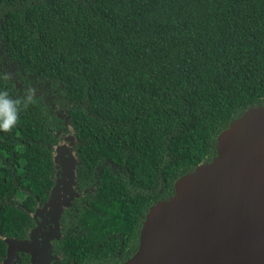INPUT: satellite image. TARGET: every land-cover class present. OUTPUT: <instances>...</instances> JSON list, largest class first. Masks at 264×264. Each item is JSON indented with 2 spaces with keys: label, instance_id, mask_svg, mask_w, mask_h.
Here are the masks:
<instances>
[{
  "label": "trees",
  "instance_id": "obj_1",
  "mask_svg": "<svg viewBox=\"0 0 264 264\" xmlns=\"http://www.w3.org/2000/svg\"><path fill=\"white\" fill-rule=\"evenodd\" d=\"M2 92L19 103L0 131V260L1 237L35 227L53 147L71 130L77 197L51 252L57 264L123 263L173 182L264 105V0H0Z\"/></svg>",
  "mask_w": 264,
  "mask_h": 264
},
{
  "label": "water",
  "instance_id": "obj_2",
  "mask_svg": "<svg viewBox=\"0 0 264 264\" xmlns=\"http://www.w3.org/2000/svg\"><path fill=\"white\" fill-rule=\"evenodd\" d=\"M56 116L66 122L64 112L56 111ZM59 143L53 147L52 163ZM69 158L60 181L64 189L54 182L46 202L32 215L36 219L37 211L50 210L52 229L43 249H27L36 224L28 240L1 237L5 258L0 264H14L17 253L28 254V264H48L50 241L59 237L58 217L70 204L65 195L74 186L73 151ZM205 163L177 178L172 197L149 209L134 254L119 264H264V105L245 111L221 131L215 156Z\"/></svg>",
  "mask_w": 264,
  "mask_h": 264
},
{
  "label": "rangeland",
  "instance_id": "obj_3",
  "mask_svg": "<svg viewBox=\"0 0 264 264\" xmlns=\"http://www.w3.org/2000/svg\"><path fill=\"white\" fill-rule=\"evenodd\" d=\"M67 135H61L59 138V146L57 148H55L54 152H53V163H54V167H55V171H56V176H55V183L57 185V187L60 188V190L64 189L63 186H61V182L60 181H64L65 180V167L69 162H70V155L72 152L71 149V139L70 138H66ZM206 163L202 162L201 164L198 165V169L203 167ZM68 185V180L65 181V186ZM56 195V194H55ZM58 196V194L56 195ZM66 198L70 201L73 199L74 197V191L73 188L71 190L70 193H67ZM47 210H42L37 211L36 215L38 217L39 222L37 223V229L34 230L31 233V240L29 239L28 241H30L31 246L28 249V251L30 252H34L33 248H37L36 252H39L43 249V241L47 238V235L49 234L50 230L52 229V224L50 223V219L49 216L47 215L49 213ZM52 260H54L53 257H49V262L48 264H50L52 262Z\"/></svg>",
  "mask_w": 264,
  "mask_h": 264
},
{
  "label": "clouds",
  "instance_id": "obj_4",
  "mask_svg": "<svg viewBox=\"0 0 264 264\" xmlns=\"http://www.w3.org/2000/svg\"><path fill=\"white\" fill-rule=\"evenodd\" d=\"M31 100V97H29ZM8 98L7 92L0 93V131L10 132L18 119L17 104Z\"/></svg>",
  "mask_w": 264,
  "mask_h": 264
},
{
  "label": "flooded vegetation",
  "instance_id": "obj_5",
  "mask_svg": "<svg viewBox=\"0 0 264 264\" xmlns=\"http://www.w3.org/2000/svg\"><path fill=\"white\" fill-rule=\"evenodd\" d=\"M54 166V165H53ZM55 174H56V171H55V167H54V175H53V182H55ZM73 191L74 193H76V191L74 190V186H73ZM75 198V197H74ZM73 198V199H74ZM72 199V200H73ZM72 200H70V202H72ZM43 205V203H41L39 206H38V209L41 208ZM39 222L38 220V217L36 219L33 220V225L36 226V224ZM24 240H28V235L26 236V238ZM20 253H17V255H19ZM24 255H27V263H29V259H30V256L28 254H25V253H22ZM50 255L54 258V260H52V262L50 264H57V261H58V256L53 254L52 252L50 253ZM5 258V254L3 255V257L1 258L0 262Z\"/></svg>",
  "mask_w": 264,
  "mask_h": 264
}]
</instances>
